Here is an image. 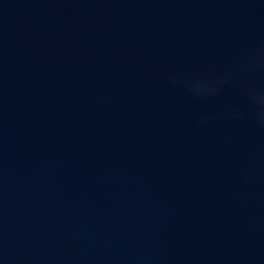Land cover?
<instances>
[{
    "label": "water",
    "instance_id": "95a60500",
    "mask_svg": "<svg viewBox=\"0 0 264 264\" xmlns=\"http://www.w3.org/2000/svg\"><path fill=\"white\" fill-rule=\"evenodd\" d=\"M264 0H0V264H264Z\"/></svg>",
    "mask_w": 264,
    "mask_h": 264
},
{
    "label": "clouds",
    "instance_id": "9594fccd",
    "mask_svg": "<svg viewBox=\"0 0 264 264\" xmlns=\"http://www.w3.org/2000/svg\"><path fill=\"white\" fill-rule=\"evenodd\" d=\"M261 63H264V61H261ZM256 103H258L260 105V107L257 111L258 122L261 124H264V92L257 94Z\"/></svg>",
    "mask_w": 264,
    "mask_h": 264
}]
</instances>
